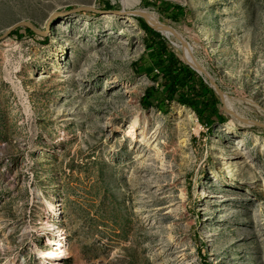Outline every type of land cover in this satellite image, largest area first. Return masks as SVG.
Wrapping results in <instances>:
<instances>
[{
    "label": "rangeland",
    "instance_id": "374dc122",
    "mask_svg": "<svg viewBox=\"0 0 264 264\" xmlns=\"http://www.w3.org/2000/svg\"><path fill=\"white\" fill-rule=\"evenodd\" d=\"M137 11L231 100L224 123L144 106L162 81ZM0 264H264V0H0Z\"/></svg>",
    "mask_w": 264,
    "mask_h": 264
},
{
    "label": "trees",
    "instance_id": "16d2710c",
    "mask_svg": "<svg viewBox=\"0 0 264 264\" xmlns=\"http://www.w3.org/2000/svg\"><path fill=\"white\" fill-rule=\"evenodd\" d=\"M156 4V3H155ZM161 11L167 14L172 22H179L185 15L186 8L169 2H162ZM111 8L109 4L106 5ZM139 25L148 35L145 42L146 53L153 67L148 68L147 74L153 81L162 83L158 87L152 86L146 91L142 99L146 108L157 107L166 112V104L178 102L194 111L199 121L211 131L219 122H225V115L220 110V99L214 89L210 87L203 76L187 65L178 54L171 49L161 33L153 30L144 19L139 18ZM27 32L32 33L30 29ZM137 68L144 69V62H139Z\"/></svg>",
    "mask_w": 264,
    "mask_h": 264
},
{
    "label": "bare ground",
    "instance_id": "6f19581e",
    "mask_svg": "<svg viewBox=\"0 0 264 264\" xmlns=\"http://www.w3.org/2000/svg\"><path fill=\"white\" fill-rule=\"evenodd\" d=\"M122 4H123L122 7H124V9H128V8H130L132 6V4L129 5V2H125V1H123ZM137 12H142V11H137ZM133 16L142 17L139 14H135ZM145 17L147 18V20L151 24L152 28L155 29L157 32H160L163 36L167 37L170 40L174 38V41H175L177 39V36L179 34H177L175 32V30L171 29L170 27H168L167 25L162 23L158 19V17H156L154 14L145 11ZM174 46L177 47L178 49H180L184 53L185 61L187 60V62H189L190 64H192V65H194L196 67H200V64L192 56V53L189 52L188 46L186 44H184V46H183V43H178V42L175 41ZM197 69H199V68H197ZM203 71L199 70V74L206 77V75L204 74ZM65 78H66V76H65ZM207 80L209 81V79H207ZM223 102H224L225 106L227 105L230 109H232L231 100L226 96V94L224 92H223ZM229 113H231L233 115L234 119H235V117H237L235 112H232V111L229 110ZM190 119L194 120L193 113H191ZM136 127H137V121H135L133 123V126L130 127V130L128 132V136H133L134 135ZM255 183H256L255 181L249 182V184H251V185H253ZM51 213H52V215H53V217H54L56 222H61V220H62V206H61L60 203H56V204L51 206ZM56 232L57 231H55V229L51 230L52 234H55ZM52 246H53V248L55 250V253H52L53 256H56V257H58L61 260L68 259V257H69V255H68V243H67V238H66L65 234L61 233L60 235H57L55 237V241L52 242Z\"/></svg>",
    "mask_w": 264,
    "mask_h": 264
},
{
    "label": "water",
    "instance_id": "95a60500",
    "mask_svg": "<svg viewBox=\"0 0 264 264\" xmlns=\"http://www.w3.org/2000/svg\"><path fill=\"white\" fill-rule=\"evenodd\" d=\"M81 10V9H80ZM80 10H77V11H80ZM115 13L116 14H124L125 13V11L123 10L122 12H116L115 11ZM114 13V14H115ZM128 14H131V15H135V14H139V15H141L142 16V18L148 23V25L152 28V26H151V24L149 23V21L147 20V18L145 17V12H129ZM56 17V15L55 16H52L51 17V19H50V22L52 21V20H54V18ZM27 26H29L30 28H32L29 24H26ZM21 26H23V24L21 25ZM14 28H12L11 30H13ZM11 30H8L7 32H6V37L10 34V32H11ZM155 30V29H154ZM178 37L180 38V40H182V38L178 35ZM182 43H183V45L184 44H186L183 40H182ZM186 62H187V60H186ZM187 65H189L193 70H195L196 72H198L199 73V70H204L203 72H204V74L206 75V77H207V79H209V85H210V87L212 88V89H214V91L216 92V94L217 95H219V97H220V99L223 101V92L220 90V88L217 86V83H215V81H214V79H212V77H211V75L204 69V68H202V67H196V66H194V65H192V64H190L189 62H187ZM197 68H199V69H197Z\"/></svg>",
    "mask_w": 264,
    "mask_h": 264
}]
</instances>
